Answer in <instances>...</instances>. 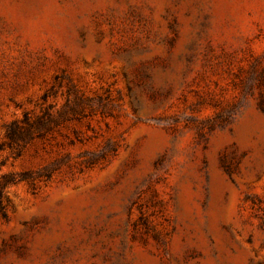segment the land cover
<instances>
[{
	"label": "rangeland",
	"instance_id": "obj_1",
	"mask_svg": "<svg viewBox=\"0 0 264 264\" xmlns=\"http://www.w3.org/2000/svg\"><path fill=\"white\" fill-rule=\"evenodd\" d=\"M0 194V264H264V0H0Z\"/></svg>",
	"mask_w": 264,
	"mask_h": 264
},
{
	"label": "trees",
	"instance_id": "obj_2",
	"mask_svg": "<svg viewBox=\"0 0 264 264\" xmlns=\"http://www.w3.org/2000/svg\"><path fill=\"white\" fill-rule=\"evenodd\" d=\"M28 121V120H27ZM38 125H41L42 123V120L40 118H38ZM16 122H14L13 125L10 126V130H8V134L10 137L14 138V137H17L19 135H22V131L18 130V128H16ZM30 124V122H29ZM31 125V124H30ZM27 129V132L30 130V126L26 128ZM0 197H1V194H0ZM4 205L2 204L1 200H0V211L4 213Z\"/></svg>",
	"mask_w": 264,
	"mask_h": 264
}]
</instances>
